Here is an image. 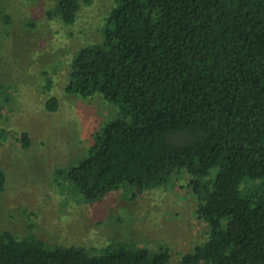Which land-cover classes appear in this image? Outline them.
<instances>
[{"label": "trees", "instance_id": "obj_1", "mask_svg": "<svg viewBox=\"0 0 264 264\" xmlns=\"http://www.w3.org/2000/svg\"><path fill=\"white\" fill-rule=\"evenodd\" d=\"M79 10V0L57 6L67 25ZM66 92L122 111L86 157L58 170L85 202L122 188L135 198L186 173L208 231L177 264H264V0H117L103 40L75 57ZM6 182L0 169V194ZM0 264L174 262L169 248L97 250L0 229Z\"/></svg>", "mask_w": 264, "mask_h": 264}, {"label": "rangeland", "instance_id": "obj_2", "mask_svg": "<svg viewBox=\"0 0 264 264\" xmlns=\"http://www.w3.org/2000/svg\"><path fill=\"white\" fill-rule=\"evenodd\" d=\"M59 1L0 0V169L7 176L0 229L97 250L114 241L169 248L177 264L208 231L188 174L135 198L122 188L91 203L58 174L86 157L94 134L122 116L102 95L66 92L75 57L103 40L117 0H79L70 25L58 14ZM53 97L59 106L50 111Z\"/></svg>", "mask_w": 264, "mask_h": 264}]
</instances>
